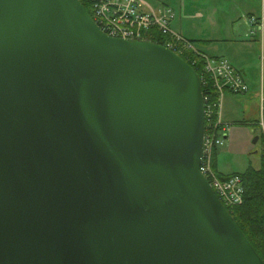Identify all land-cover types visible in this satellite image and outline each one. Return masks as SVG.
<instances>
[{
	"label": "water",
	"instance_id": "1",
	"mask_svg": "<svg viewBox=\"0 0 264 264\" xmlns=\"http://www.w3.org/2000/svg\"><path fill=\"white\" fill-rule=\"evenodd\" d=\"M204 136L182 57L80 0H0V264H264L200 172Z\"/></svg>",
	"mask_w": 264,
	"mask_h": 264
},
{
	"label": "built area",
	"instance_id": "2",
	"mask_svg": "<svg viewBox=\"0 0 264 264\" xmlns=\"http://www.w3.org/2000/svg\"><path fill=\"white\" fill-rule=\"evenodd\" d=\"M93 9V20L101 30L112 38L131 41H145L144 31L156 29L168 36L165 46L173 52L186 56L192 65L203 66V82L213 83L219 93L218 100L211 104L209 95L204 96L205 136L200 163L201 174L209 181L225 207L233 209L244 201V184L242 177L235 175L221 177L214 169V155L217 148L226 143L230 126H223L220 118L222 98L225 92L245 95L248 86L240 72L234 69L226 59H213L199 52L194 45L179 34L174 33L171 24L174 13L169 8H151L144 0H89ZM252 24L257 19H250ZM264 35V15L258 25ZM255 31H252L254 34ZM203 80V81H202ZM264 131V92L261 94V122Z\"/></svg>",
	"mask_w": 264,
	"mask_h": 264
},
{
	"label": "rangeland",
	"instance_id": "3",
	"mask_svg": "<svg viewBox=\"0 0 264 264\" xmlns=\"http://www.w3.org/2000/svg\"><path fill=\"white\" fill-rule=\"evenodd\" d=\"M148 3V5L153 8L150 4L152 3L159 5L160 2H164L165 0H144ZM205 5L199 4L197 0H187L185 6V12L183 15L177 19V24L175 26L184 25L183 30H187L191 33L193 40L197 41L194 43V48L196 50L206 52L208 56L211 58V53L208 49L202 48V45L199 42L200 36L202 34H206L209 31H215V28L226 26L224 21L227 20L228 16L223 13V10L227 8V4L224 3L225 0H201ZM240 8L242 9V5L245 6V10H251L253 13L259 15V11L264 8V0H239ZM182 0H173V3L177 5L181 4ZM150 3V4H149ZM166 3V2H165ZM170 2L169 4H171ZM155 6V5H154ZM161 8H169L176 13V10L173 7H169L166 5H160ZM160 6H157L158 8ZM182 6V5H181ZM223 7V10H222ZM231 8V7H230ZM157 9V8H153ZM208 14L212 19L209 22H206L205 19L199 18L200 14ZM226 12V11H225ZM239 16L242 15V11H239ZM229 15H233L231 10L227 12ZM203 14V15H204ZM247 14V13H243ZM191 16V17H190ZM247 17L249 15H246ZM250 18V17H249ZM213 19H216L218 22L215 24ZM176 23V20L174 21ZM172 22V24H173ZM174 25V24H173ZM181 27V26H180ZM182 28V27H181ZM214 29V30H213ZM175 33V32H174ZM177 34V33H176ZM250 36V34H249ZM145 39V38H144ZM260 42H262L260 40ZM249 62H251L252 67L258 68V82L262 84V74H264V47L259 48L255 47L253 52L249 56ZM254 75H257L256 70L254 71ZM264 80V76H263ZM264 84V83H263ZM259 93V91H258ZM261 93V91H260ZM240 96V97H239ZM238 100H242L244 97L248 98V102L241 104L239 102L235 108H248L247 110V121L249 120H258L259 112H260V99L261 95L258 94V97L254 95V92L251 91L248 94L241 96L239 95ZM247 104V105H246ZM245 106V107H244ZM246 110V109H245ZM246 122V121H245ZM233 131L230 135V139L224 147L219 150V158H218V169L220 173L224 175H231L234 173H245L249 169H260L261 167V157L264 149V140L263 133L257 123L254 122L252 124L245 123L241 126H233ZM258 139V140H257Z\"/></svg>",
	"mask_w": 264,
	"mask_h": 264
},
{
	"label": "crops",
	"instance_id": "4",
	"mask_svg": "<svg viewBox=\"0 0 264 264\" xmlns=\"http://www.w3.org/2000/svg\"><path fill=\"white\" fill-rule=\"evenodd\" d=\"M186 1L187 0H182V3L180 2L181 4L177 5L176 3H173V0H165L164 2H160L161 3L160 5L173 7L176 10V13H174L175 15L174 21L176 20V23L173 22L174 25L173 24L171 25L172 30L175 33L183 36L184 38L190 41H195L193 40L194 38H188L192 36L189 31L183 30L184 25L180 24L178 27L175 26L177 24V19L183 15V12H185ZM170 2L172 3L169 4ZM197 2H199V4L201 5H205L201 0H197ZM224 3L227 4L226 5L227 8L225 10H223L222 7L223 13L228 16L227 20L224 21V23H226V26L215 28L216 29L215 31H209L206 34L203 33L202 34L203 36H200L202 38H199L200 39L199 41L201 42L200 44L202 45V48L208 49V51L211 53L212 56L211 58L228 60L232 64L234 69L240 72V74L242 75L244 82L248 86L249 89L248 93L253 91L254 95L258 97V94L261 95L263 90L264 74H262V84L260 83L259 86L258 68L257 66L256 67L251 66V62H249V56L251 55L255 47H259V48L264 47V35L260 30V27L258 26L260 24L262 16L264 15V8L263 10L259 11V15L256 14V16H254L255 13H253L251 10L246 11L244 5H242V9L240 8L239 0H225ZM150 5L153 8H158L157 6H160L159 3L154 4L155 6L152 3ZM229 10H231V13H233V15H229L227 13ZM240 10L242 11L241 16H239ZM243 13H247V14H243ZM203 14L199 13L198 14L199 18H203V20L205 19L206 22H209L212 19V17L206 14V12L204 15ZM246 15L249 16L247 17ZM249 17L250 18L256 17L258 22L252 24L250 22ZM213 22H215L216 24L218 21L216 19H213ZM251 31H255L256 34L251 35L250 33ZM260 40L262 42H260ZM202 53L206 54L207 57L210 56V55L208 56L206 52H202ZM255 70L257 72L256 76L254 75ZM236 98H238V95H235L229 91L225 92L222 98V104L220 109L221 123L223 124V126L231 127L227 135L226 144L230 139V135L233 131L232 129L233 126L234 127L241 126L244 125L245 123L252 124L254 122H256L258 126V123L261 120V109H260L258 120L247 121L246 118L247 110H248V108H246L247 106L246 107L244 106L245 107L244 110L242 109L243 107L241 109L240 108L237 109L235 108V106L239 102H242L241 103L242 105L244 103H247L248 98L244 97L242 100L241 99L238 100ZM260 107H261V99H260ZM218 158H219V154L217 157V169H218Z\"/></svg>",
	"mask_w": 264,
	"mask_h": 264
},
{
	"label": "trees",
	"instance_id": "5",
	"mask_svg": "<svg viewBox=\"0 0 264 264\" xmlns=\"http://www.w3.org/2000/svg\"><path fill=\"white\" fill-rule=\"evenodd\" d=\"M84 5L88 13L93 17V9L89 0H80ZM146 41H150L154 44L165 45L168 41V36L163 35L156 29L144 31L143 33ZM196 43L197 41H191ZM200 42V41H199ZM201 43V42H200ZM183 58L188 61L186 56ZM188 63L197 72L200 78H203V66L201 61L198 66L192 65V62ZM206 83L203 82V94L211 99V104L217 102L219 93L215 89L213 83L207 78ZM203 81V80H202ZM207 121V120H206ZM264 140V135H263ZM217 149L214 155V169L218 174L227 178L232 175H239L243 179L244 184V201L242 205L233 209L227 208L237 225L240 227L248 241L254 247L256 252L264 261V149L261 157L260 169H249L245 173H234L231 175H224L217 169V157L219 154Z\"/></svg>",
	"mask_w": 264,
	"mask_h": 264
}]
</instances>
